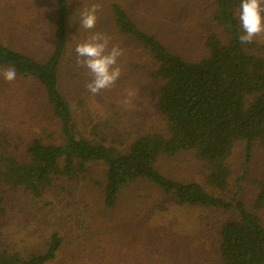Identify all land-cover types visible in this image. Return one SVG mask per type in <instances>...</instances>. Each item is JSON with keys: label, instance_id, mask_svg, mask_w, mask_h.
I'll return each instance as SVG.
<instances>
[{"label": "trees", "instance_id": "1", "mask_svg": "<svg viewBox=\"0 0 264 264\" xmlns=\"http://www.w3.org/2000/svg\"><path fill=\"white\" fill-rule=\"evenodd\" d=\"M177 1L0 0V264H54L68 248H78L77 255L87 256L89 251L90 264H122L125 252L134 264L121 228L128 220L120 224L136 213L135 208L151 206L147 196L133 192L139 185L160 196L149 213L150 223L155 217L166 219L168 201L226 213L218 226L207 227L219 239L220 264H264V172L252 182L256 198L251 207L239 195H228L233 174L229 160L236 144H244L247 162L257 145L264 149V47L239 40L242 0H185L199 19L205 18L206 35L194 46L199 54L175 49L170 38L182 42L193 29L180 18L191 10ZM91 3L102 5L93 31L106 34L111 28L110 46L128 45L121 57L130 55L164 130L127 140L129 132L125 136L117 130L114 135L107 123L92 124L94 117L85 120L87 103L80 80L69 97L66 66L75 65V44L90 34L80 30L78 10ZM193 26L197 29L196 22ZM8 68L16 72L10 83L2 75ZM185 154L203 164L208 188L163 173V161ZM96 165L105 168L99 178L92 177ZM86 186L101 189V232L98 217L90 211L88 200L95 197L91 192L79 202L87 216L78 209L83 219L70 215L59 220L72 226L73 238L59 229L43 232L45 238L37 231L43 246H30L25 252L27 247L11 237L12 225L22 213L14 196L43 203L38 221L43 227L45 217L53 219L52 212L57 216L48 210L50 197L73 196L76 188ZM117 228L121 242L107 252L103 236L118 234L108 233ZM167 242L163 236L153 241L154 254L148 258L154 261L170 250ZM177 243L186 249L183 242ZM136 251L144 254V249ZM204 263L200 255L192 264Z\"/></svg>", "mask_w": 264, "mask_h": 264}, {"label": "rangeland", "instance_id": "2", "mask_svg": "<svg viewBox=\"0 0 264 264\" xmlns=\"http://www.w3.org/2000/svg\"><path fill=\"white\" fill-rule=\"evenodd\" d=\"M177 3L182 5L184 9L191 10V12L184 14L186 17L180 18L186 21L189 28L193 29H190L188 33L186 31V35L182 36L184 38L182 39V42L177 43L174 39L170 38V43H172L173 47L177 50H186L188 52L191 51L195 54H199V50H194V46L197 45L199 40L206 35L204 31L205 18L199 19L198 14L195 11L196 9L191 8L185 0H179ZM192 4L197 3L192 2ZM199 13H202V11ZM203 14H205V10L203 11ZM194 22L197 24V29H194ZM111 31V28L105 30L106 34L110 38L112 35ZM253 41L261 47H264V35L254 39ZM121 49L122 51L128 50V45H124ZM129 56L130 55L124 58L121 57L118 60V64L122 69V75L117 83L108 91L104 90L96 95L91 94L87 90L86 84L89 82L91 77L86 74V70L84 68H81L76 63V60L75 65L68 64L66 66V73L64 76L65 89L67 90L69 97H73V95H70V91L75 90L76 83L79 80L82 87L85 89V93L82 95L83 99H85L87 103L86 110L88 115L85 120L90 121L94 117L95 119L92 124L95 122L102 123V121L107 123L109 129L108 131L114 135L118 133L117 130L123 134L129 132L127 133L128 136L125 134L127 140H129V138H137L145 133L164 130V123L156 112L155 105L147 100V97L149 96L147 92V84L138 74L136 68L133 66L132 60L129 59ZM75 66L77 68L72 71ZM128 92L133 93L131 97V104L125 105L121 102L128 98ZM79 116L80 118L84 116V109H82L79 113ZM82 129L85 130V127ZM229 165L233 174L228 195H239V198L251 207L256 198V189L252 182L256 177L261 176L264 172V149L257 145L252 153L251 161L247 162L244 144L242 142H238L229 160ZM161 168L166 176L176 181L184 183L197 182L208 188V184L206 182V170L203 164L199 162L193 154H185L174 159L163 161V163H161ZM91 172L92 177L99 178L104 174L105 168L103 166L96 165L92 167ZM241 178L242 180L239 181ZM91 192L95 195V197L88 200L91 205L90 211L93 214V218L95 216L98 217L96 219V225L98 231L101 232L102 228L101 224H99L101 219L99 216L103 212V207H101V196L99 195L101 189L98 188L97 190H94V188L86 186L85 188H76V192L73 196H67L59 199L50 197V204L47 206L48 210L50 213L52 211H56L57 216H55V212H52L54 215L53 219H49L48 216L45 217L43 219V227L38 225L39 218L44 211L40 205L43 203L40 202V204L35 205L37 203L31 204L26 201V199H22V197L16 198L14 196L17 206L20 205L19 211H22V213L17 218V221H15L12 225L11 237L14 240L22 242L23 246L25 245L24 247H27V250H24L25 252L29 251L30 246H33L34 249L41 247L42 236L40 237L35 235L37 231H42V235L45 238V234H43V232L50 233L55 229H59L63 232L65 237L73 238L71 231L72 226L63 225L62 222L59 223V220H61L62 217L64 218L70 215H74L76 221L77 219H83L80 218V215L77 216L78 209L82 211L83 216H87L89 212L84 211L83 207L79 206V202L82 197L90 194ZM133 192L147 196L150 199L149 202L151 203L150 207L141 206V208H135L136 213L129 214L130 217L128 216L124 220L123 224H120L124 225L128 220L126 226H121V228H124L126 231L124 236L126 235L125 241L127 242L126 245H129L127 246L129 251L132 250V253H134L133 255H130L132 256V259L135 260L134 264H168V260L177 264H192L200 255L204 258V264H220L218 252L219 239L211 234L210 229L207 227L209 223L218 226L223 219H226V213L209 212L202 209L176 206L168 201L166 204H168L169 210L166 212V219L161 220V218L155 217L154 223H150L149 213L152 212L151 209L155 201L160 198L159 194L157 191H153L148 186L146 187L144 185H139ZM15 208L16 206H14V209ZM262 213L263 216L262 214L261 216L264 220V211ZM144 226L148 229L147 231ZM118 229L119 228L112 231L108 230V233L113 234L116 232L118 234H113L112 236L110 235L109 238L103 236L102 246L107 249V252H110L113 248L115 249L121 242L120 239L123 236H121ZM142 230L145 231L144 234L142 233ZM159 236L161 238L162 236L163 238L165 237L168 241L167 243L170 242L172 246H170V250L167 249L166 252L155 257V260L152 261L148 258V256L150 257L154 254L152 242L158 240ZM178 241L183 242V244L186 245V249L178 247ZM189 244L193 247L189 246ZM88 248L91 250L90 246ZM180 248L182 252H184L182 253L184 254L182 258L178 255ZM188 248L191 249L188 250ZM137 249H144V254L139 255L136 251ZM77 252L78 248H68L67 250H64L62 258L54 264H90L89 260L92 256L89 258V251L86 253L87 256L80 253L77 255ZM70 256H75V259H72L71 261L69 258ZM122 256L124 259L122 260V264H132L131 260L128 259L129 256L126 252L123 253Z\"/></svg>", "mask_w": 264, "mask_h": 264}, {"label": "clouds", "instance_id": "3", "mask_svg": "<svg viewBox=\"0 0 264 264\" xmlns=\"http://www.w3.org/2000/svg\"><path fill=\"white\" fill-rule=\"evenodd\" d=\"M101 11L100 3H91L78 10L80 30L90 34L83 41H78L74 47L76 63L91 77L86 88L93 95L112 88L122 75L118 64V59L123 55L122 49L118 45L110 46L111 38L103 32L93 31ZM239 21L243 32L239 36L242 44H250L264 35V0H242ZM2 75L9 83L16 78L14 68L6 69ZM132 95V92H128V98L121 103L130 105Z\"/></svg>", "mask_w": 264, "mask_h": 264}]
</instances>
